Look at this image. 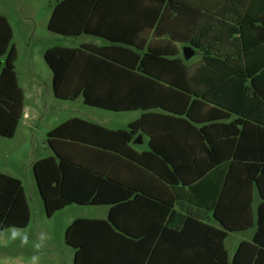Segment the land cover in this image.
Masks as SVG:
<instances>
[{"label": "trees", "instance_id": "trees-1", "mask_svg": "<svg viewBox=\"0 0 264 264\" xmlns=\"http://www.w3.org/2000/svg\"><path fill=\"white\" fill-rule=\"evenodd\" d=\"M50 7V32L103 40L44 51L54 96L142 111L116 129L68 118L46 133L51 154L31 164L46 216L72 204L107 207L104 218L76 217L65 228L72 264H264V0H57ZM0 21V136L12 138L24 96L12 28L2 14ZM183 46L201 60L188 65ZM230 81L235 96L224 98ZM225 110L236 115L227 123L218 121ZM138 134L148 137L147 149L132 146ZM207 175L219 179L213 197L203 194ZM150 178L170 194H154ZM185 200L212 210L218 226L173 208ZM30 217L21 179L0 171V233L25 228ZM249 228L251 239L229 256L228 233Z\"/></svg>", "mask_w": 264, "mask_h": 264}, {"label": "rangeland", "instance_id": "rangeland-1", "mask_svg": "<svg viewBox=\"0 0 264 264\" xmlns=\"http://www.w3.org/2000/svg\"><path fill=\"white\" fill-rule=\"evenodd\" d=\"M55 1L4 0L0 3V10L6 12L16 33L18 74L21 78L28 77L30 73L37 74L44 97L32 134L20 131L13 139L0 136V171L12 172L21 179L32 217L26 229L12 228L0 233V264H72L74 250L65 243L66 226L76 217H103L105 214L106 206L72 204L51 217L46 216L29 162L35 156L49 153L47 130L69 116L109 128H126L140 115L139 110L115 112L89 106L83 103L81 96L75 100H61L54 96L50 84L51 70L43 58L47 47H75L85 40L96 43L102 40L88 35L65 37L50 32L47 21L50 6ZM180 51L183 56L182 49ZM197 59V56H192L187 62ZM27 135L32 141L30 145ZM132 146L138 150L144 148L134 143ZM249 235L250 231L229 234L225 240L228 255L231 256L238 242L248 239Z\"/></svg>", "mask_w": 264, "mask_h": 264}, {"label": "crops", "instance_id": "crops-1", "mask_svg": "<svg viewBox=\"0 0 264 264\" xmlns=\"http://www.w3.org/2000/svg\"><path fill=\"white\" fill-rule=\"evenodd\" d=\"M2 1H4V0H0V3ZM1 14L4 15L7 18L8 22L11 25V28H12V43L14 44V46L16 48V51H17V58H16V61H15V71H16V76H17L18 84H19V86H20V88H21V90L23 92V96H24L23 115H22V118H21V120L19 122V125L17 127V130H16L15 135L12 138H10V139H13V138H15V136H17V134L20 131L21 132L25 131L26 134L27 133H31V134L33 133V129L35 128V123L37 122V120L39 118V113H40L39 111H41V109H42L41 108L42 107V100H43L44 97H43L41 80L38 79L37 74L30 73L28 77H22V78L19 76L18 71H17V68H16L17 59L19 58V50H18V45H17V43L15 41L16 33H15V30H14V26H13L10 18L8 17V15L6 14V12L4 10H0V15ZM2 33L3 34L5 33V25L2 23V21H0V47H1V36H2ZM92 37H94V36H92ZM86 42L95 43V44H102L103 40H101L98 43L91 42L89 40H85V41L80 42L79 44L86 43ZM181 49H182V47H181ZM236 54H237V48H234L233 51H232V55H236ZM192 56H197L198 59L195 62H187L188 65L196 64V63H198L201 60V55L198 52H195L194 51V54ZM4 59H5V56L4 55L0 56V63L3 64ZM238 62L241 65L243 64V63H241L242 62L241 57L237 58V63ZM2 64H0V65H2ZM230 82H234V83H232L231 85H228L227 84V88L226 89L228 91L227 92L224 91L226 93L223 96L224 98H228V97H231V96L234 97L235 96L234 93L231 91V89H232L231 87H233V85L236 84V82L235 81H230ZM44 84L47 86L46 82ZM50 84H51V77H50ZM51 89H52V85H51ZM132 111H135V110H132ZM139 111H140V115H141V112L142 111L141 110H139ZM153 111L159 112V110H153ZM124 112H128V111H124ZM224 114L225 115L227 114L226 118L224 120H218V121H224V122L227 123V122L233 120L235 118V116H236L235 114H228V111H226V110H225V113ZM140 115L138 116V118L140 117ZM204 116H207V114H204ZM71 117H77V116H69V117L61 120L60 122L66 120L68 118H71ZM138 118H136V119H138ZM136 119H134V120H136ZM60 122H58L57 124H59ZM57 124H55L54 126H56ZM54 126H52L51 128H53ZM51 128H49L47 130V132ZM23 134H25V133H23ZM139 135H140V138H139L138 142L134 143L133 142L134 140H133L132 141V144L134 143L138 147H144L143 149H147L146 142L148 140V137L145 134H138L137 136H139ZM27 137H28V143L30 145L32 143V141H31L29 135H27ZM143 149H140V150H143ZM48 154H51L50 149H49V153ZM48 154L42 155V156H35V157L31 158V160L29 162L30 163V166H31V164H32L33 161H35V160H37V159H39L41 157L47 156ZM1 172L8 173V174H12L14 176H17L15 174H13L12 172H8V171H1ZM206 178H207V181L206 182L207 183L209 182V184L207 185V187H205V189H203V194L205 196L213 197L212 194H213V192H215V185L218 183L219 179L218 178L216 179V176H212V175H207ZM145 182H146V184L148 185V187L150 188V190L154 194H158V195H162V194L163 195H169L170 194V191H167V187L168 186L167 187H164L162 184H160L156 180H154V178L146 179ZM168 189L170 190L169 187H168ZM208 189H210V190L207 191ZM183 191H185V196H186V198H188V186H183ZM208 192H211V193H208ZM253 196H254L253 211L255 212V208L257 206V202L259 201V195H258L257 191H254ZM170 198L171 197H169V199ZM105 208H106V210H105L104 216L103 217H98V218H104L106 216L107 207H105ZM173 208L176 211H179V212H181L183 214H188V212L189 213H192V214L199 213L201 215V217L204 218L203 221L208 222L209 224H213L214 226H218L217 221L214 220V218L212 217V210H207L206 208H204V206L198 207V206H196V204L188 203V200L187 201L185 200L184 202H177V201H175ZM31 219H32V217H30V221H29L28 225L25 228H23V229H26L29 226V224L31 222ZM15 229H18V228H15ZM246 231H250V235H249L248 239H246V240H250L251 237H252V234H253V228H249L247 230H243V231H239V232H230V233H228V235L231 234V233H241V232H246ZM241 241H243V240H240L239 242H241ZM239 242H238V244H239Z\"/></svg>", "mask_w": 264, "mask_h": 264}, {"label": "water", "instance_id": "water-1", "mask_svg": "<svg viewBox=\"0 0 264 264\" xmlns=\"http://www.w3.org/2000/svg\"><path fill=\"white\" fill-rule=\"evenodd\" d=\"M182 52H183V58L185 60H188L194 54V50L190 46H183ZM139 138H140V135L136 139H134L133 142L134 143L138 142Z\"/></svg>", "mask_w": 264, "mask_h": 264}]
</instances>
